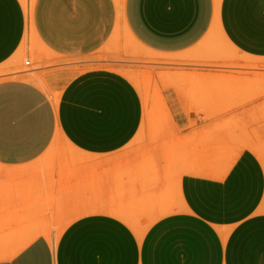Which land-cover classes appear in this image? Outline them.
<instances>
[{
  "label": "crops",
  "instance_id": "crops-1",
  "mask_svg": "<svg viewBox=\"0 0 264 264\" xmlns=\"http://www.w3.org/2000/svg\"><path fill=\"white\" fill-rule=\"evenodd\" d=\"M118 20L176 61L156 71V160L125 151L144 101L118 69L0 78V264H264V0H122L120 14L115 0H34L30 19L0 0V66L30 22L66 62L101 51ZM217 37L230 48L203 49Z\"/></svg>",
  "mask_w": 264,
  "mask_h": 264
},
{
  "label": "rangeland",
  "instance_id": "rangeland-1",
  "mask_svg": "<svg viewBox=\"0 0 264 264\" xmlns=\"http://www.w3.org/2000/svg\"><path fill=\"white\" fill-rule=\"evenodd\" d=\"M22 1L30 19L34 0ZM115 1L120 14L122 0ZM36 38L30 22L27 46L25 45L15 57L0 66V78L15 74H27L33 76V78H37L38 72L42 73L43 70L67 62L110 66L118 69L127 75L136 85L144 101V118L141 128L133 140L127 145L125 151L128 155H133L132 152L135 150L144 149L147 151L145 156L148 157V160L155 161L157 155L151 151H155L156 147L160 145L162 146V124L164 119V108L161 103L155 78L157 75L161 77L162 73H156V71L163 69L166 65L175 64L174 62L176 61L167 56L145 51L135 42L126 26L121 28L119 20L117 21L110 41L107 42L101 51L89 58L74 59L66 62L58 61L44 51L46 50L45 47L37 41ZM223 40L217 37L215 41L205 43L203 49H229L230 47L226 45ZM26 59H30V66L24 64ZM203 59L210 60L207 58ZM181 60V62L177 61L178 64L191 65L195 64L196 60H201V58H198L197 55L193 53L185 55ZM76 70L77 69H74L73 72L65 73L63 82L57 87L56 92L61 90L64 81L69 79ZM213 108L214 107L211 106L203 107V109L208 111H211Z\"/></svg>",
  "mask_w": 264,
  "mask_h": 264
},
{
  "label": "built area",
  "instance_id": "built-area-1",
  "mask_svg": "<svg viewBox=\"0 0 264 264\" xmlns=\"http://www.w3.org/2000/svg\"><path fill=\"white\" fill-rule=\"evenodd\" d=\"M24 64H25L26 66H30V65H31V61H30V59H26L25 62H24Z\"/></svg>",
  "mask_w": 264,
  "mask_h": 264
}]
</instances>
